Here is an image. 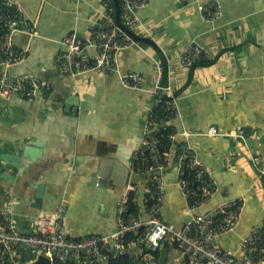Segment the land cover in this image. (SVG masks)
Listing matches in <instances>:
<instances>
[{
	"label": "crops",
	"instance_id": "1",
	"mask_svg": "<svg viewBox=\"0 0 264 264\" xmlns=\"http://www.w3.org/2000/svg\"><path fill=\"white\" fill-rule=\"evenodd\" d=\"M10 1L22 10L28 32L36 33L15 36L25 59L10 69V78L36 76L53 89L33 100L0 97V211L29 234L44 212H57L65 203L64 226L76 239L115 233L119 205L136 195L147 219L141 198L149 177L132 174L130 163L160 83L181 109V118L170 123L178 136L162 173V219L176 229L188 221L178 186V161L188 143L217 185L198 214L229 200L242 202L238 226L219 239L223 250L238 252L242 238L264 225V179L249 159L250 152L264 156V0H216L222 11L213 24L203 20L196 0H148L133 31L158 50L134 40L118 55L119 74L76 77L60 66L63 41L72 34L88 38L108 0ZM192 44L208 50L212 61L183 67L180 56ZM89 53L97 56L95 49ZM132 73L142 76V90L121 83V76ZM73 97L78 106L67 111ZM211 128L244 139L210 135ZM33 143L39 144L38 155L24 157ZM3 155L21 157L18 169L7 168Z\"/></svg>",
	"mask_w": 264,
	"mask_h": 264
},
{
	"label": "built area",
	"instance_id": "2",
	"mask_svg": "<svg viewBox=\"0 0 264 264\" xmlns=\"http://www.w3.org/2000/svg\"><path fill=\"white\" fill-rule=\"evenodd\" d=\"M118 1L121 23L133 31L141 23L137 13L147 6L148 0ZM103 7L102 20L91 30L88 38L80 39L72 34L63 41L66 49L59 63L67 76L94 72L119 74L120 51L135 44L116 25L114 3L108 0ZM196 7L208 24L215 23L221 16V5L216 0H196ZM18 33L36 35L33 30L28 32L19 7L10 0H0V97L9 98L16 94L28 100L42 98L53 89L46 81L36 76H24L17 80L10 78V69L25 59V53L15 45L14 38ZM90 49H95L97 56L90 54ZM210 61L211 53L197 44L189 45L180 56V63L186 68ZM120 80L126 88L142 90L143 78L139 74L121 76ZM152 94L155 98L153 109L144 128L142 142L134 151L130 163L132 174L149 177L141 198L147 219L138 210V216L127 221L124 218L127 201L122 202L118 208L119 226L115 233L76 239L68 236L64 226L65 203H61L57 212H44L29 234L21 232L0 211V264H24L22 252L35 255L36 260L45 256L50 264L67 259L77 264H106L111 258L129 253L136 246L155 252L165 245L173 244H177L178 252H175L174 258L169 256L168 264H260L264 259V225L252 228L242 238L238 252L225 251L219 244V239L234 231L239 224L243 206L240 200H229L210 212L198 214V210L215 196L217 185L211 172L188 143L178 161V186L186 202L189 218L181 229L163 221L165 186L162 173L169 166L171 145L178 136L170 123L181 118V109L179 99L171 95L169 87L158 83ZM164 94L170 100H165L162 97ZM159 109L163 114L160 120ZM182 135L190 136L189 133ZM210 135L244 139L242 133H220L216 128L210 129ZM163 139H167L166 145H162ZM249 159L259 177L264 179V156L250 152ZM138 198L136 195L133 200L135 205ZM128 234H139V243L126 245ZM146 260H152V257L147 255Z\"/></svg>",
	"mask_w": 264,
	"mask_h": 264
},
{
	"label": "trees",
	"instance_id": "3",
	"mask_svg": "<svg viewBox=\"0 0 264 264\" xmlns=\"http://www.w3.org/2000/svg\"><path fill=\"white\" fill-rule=\"evenodd\" d=\"M207 62L199 63V64H205ZM163 118V114L161 113L160 109L158 111V120ZM167 144V139L162 140V145ZM132 199V198H131ZM138 216V208L134 204L133 200H130L126 204V213L124 214V218L127 221H130L133 217ZM140 241V236L138 235H133V234H128L125 238V243L126 245L135 243L138 244ZM135 248H140L142 253L139 255L136 254H122L119 255L118 257L111 258L108 263L106 264H168L169 261V254L173 250L178 249L177 244L173 245H165L163 249L155 251V252H150L147 249H142L139 246H136ZM147 255H150L152 257L151 261L146 260ZM36 260V256L32 255L27 252H22V261L24 264H31L30 262H33ZM56 264H77L74 260L72 259H67L66 261L62 262H57Z\"/></svg>",
	"mask_w": 264,
	"mask_h": 264
},
{
	"label": "water",
	"instance_id": "4",
	"mask_svg": "<svg viewBox=\"0 0 264 264\" xmlns=\"http://www.w3.org/2000/svg\"><path fill=\"white\" fill-rule=\"evenodd\" d=\"M113 3H114V6H115V10H116V13H115L116 25L123 32H125L127 35H129L133 40H135L137 42H141V43L147 44V45H150V46L154 47L155 49H157L155 43L152 40H150L148 38L139 37L138 35L135 34L134 31L129 30V29H127L126 27H124L122 25L121 18H120L121 9H120L119 1L118 0H113ZM162 97L165 100H170V97H168L166 94H164ZM74 105L78 106L77 101H75V98L73 97V99L68 101L67 111H70L72 106H74ZM38 147H39L38 143L30 144L28 147H26L24 149L23 156L24 157L29 156V157H31V159H34L33 155H35V156L38 155V153H37V148ZM1 160L4 162V165L7 168L12 169V170H16L20 166V161L22 160V158L18 157V156H12V155H3L1 157ZM38 203H40V200H39ZM36 206H39V205H36ZM31 264H50V260L47 257H45V256H40V257H38V259L35 262H33Z\"/></svg>",
	"mask_w": 264,
	"mask_h": 264
},
{
	"label": "rangeland",
	"instance_id": "5",
	"mask_svg": "<svg viewBox=\"0 0 264 264\" xmlns=\"http://www.w3.org/2000/svg\"><path fill=\"white\" fill-rule=\"evenodd\" d=\"M130 251H131V249H130ZM129 253H130V252H129ZM141 253H142V251H141L140 248H133L130 254H136V255H139V254H141ZM170 255H171L172 258H174L173 256H175L173 252H170ZM169 259H170V258H169ZM148 261H151V260H148Z\"/></svg>",
	"mask_w": 264,
	"mask_h": 264
}]
</instances>
